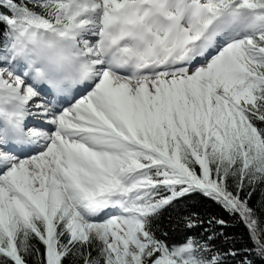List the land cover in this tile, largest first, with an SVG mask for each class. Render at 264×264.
<instances>
[{"label":"snow or ice","instance_id":"obj_1","mask_svg":"<svg viewBox=\"0 0 264 264\" xmlns=\"http://www.w3.org/2000/svg\"><path fill=\"white\" fill-rule=\"evenodd\" d=\"M0 264H264V0H0Z\"/></svg>","mask_w":264,"mask_h":264}]
</instances>
